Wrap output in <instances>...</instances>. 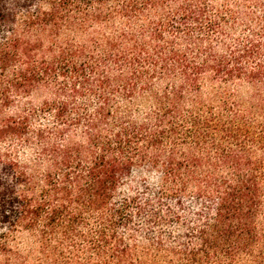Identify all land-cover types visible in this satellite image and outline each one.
Wrapping results in <instances>:
<instances>
[{
	"label": "trees",
	"instance_id": "trees-1",
	"mask_svg": "<svg viewBox=\"0 0 264 264\" xmlns=\"http://www.w3.org/2000/svg\"><path fill=\"white\" fill-rule=\"evenodd\" d=\"M262 117L264 0H0V264H264Z\"/></svg>",
	"mask_w": 264,
	"mask_h": 264
},
{
	"label": "rangeland",
	"instance_id": "rangeland-1",
	"mask_svg": "<svg viewBox=\"0 0 264 264\" xmlns=\"http://www.w3.org/2000/svg\"><path fill=\"white\" fill-rule=\"evenodd\" d=\"M203 90L214 92L219 97H224L228 94L233 95L236 93L239 96L240 101L247 102V105H251L253 102V100H251L253 90L250 89V87L239 82L230 81L229 83H221L217 81L214 83H204ZM222 100L223 99L219 100L218 98H216V100H214L213 102L211 101V105H219ZM245 107L249 108V106ZM262 119L264 118L262 117ZM21 154L22 152L20 153V155ZM24 156L29 157V155L27 154H25ZM9 248L13 252H18L20 254V259L19 261L15 262V264H43V256L41 254V248H39L38 246L37 238L28 231L18 230L10 235Z\"/></svg>",
	"mask_w": 264,
	"mask_h": 264
}]
</instances>
